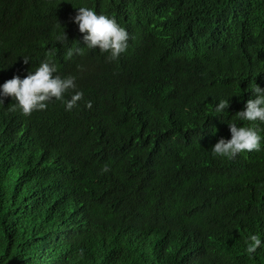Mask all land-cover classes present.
I'll return each mask as SVG.
<instances>
[{
	"label": "trees",
	"instance_id": "obj_1",
	"mask_svg": "<svg viewBox=\"0 0 264 264\" xmlns=\"http://www.w3.org/2000/svg\"><path fill=\"white\" fill-rule=\"evenodd\" d=\"M82 5L130 34L118 60L85 47ZM49 55L76 77L65 97L84 95L71 111L52 99L29 116L2 98L0 264H19L58 218L70 228L63 264H174L194 241L207 264H264V244L245 251L250 235L264 239V141L232 159L210 151L249 88H264V0H0V84ZM134 231L142 254L128 248Z\"/></svg>",
	"mask_w": 264,
	"mask_h": 264
},
{
	"label": "clouds",
	"instance_id": "obj_2",
	"mask_svg": "<svg viewBox=\"0 0 264 264\" xmlns=\"http://www.w3.org/2000/svg\"><path fill=\"white\" fill-rule=\"evenodd\" d=\"M75 8L77 12L73 17V22L78 25L79 32L84 34L85 47L87 49L98 47L100 53H108L110 60H118L120 55L125 53L129 47L130 34L126 28L121 26L115 17L97 13L92 7L82 5ZM58 27L62 28L61 40L68 41L64 28L59 23ZM85 47L77 46L74 49L69 47L66 58L71 59L74 55L83 54ZM23 58L26 64L31 60L30 57L23 56ZM3 68L4 66L0 67V70ZM57 73L58 64L49 55L34 70H29L24 78L15 75L0 84V105L3 104V97H12L16 101L11 104L12 110L18 109L23 115L29 116L34 111L46 110L48 102L56 99L63 102L66 111H71L83 99L84 94L81 91H73L70 98H66L65 93L77 88L76 77L71 75L61 77ZM249 89L252 96L246 101L244 110L236 112V119L228 122L230 138L221 137L211 147L210 151L213 156L232 159L241 152L260 151L262 149L264 127L261 125H264V88L254 83ZM229 98L220 100L214 106L216 117L227 113L225 110L229 106ZM85 106L91 108L92 102L86 101ZM109 170V167L105 165L101 171L107 173ZM69 214L70 212H64L62 216ZM58 219L48 226L42 240L22 257L19 264L66 263L59 259L57 248L62 241L68 240L70 228L66 227L59 230L57 228ZM127 240L131 241L128 248L133 254H142L146 251L147 245L143 243L138 231H134ZM245 244V251L251 256L264 244V239L258 233L252 234L245 241ZM89 264L105 263L98 255H95ZM174 264H207L204 260L203 244L200 241L188 244L179 252Z\"/></svg>",
	"mask_w": 264,
	"mask_h": 264
}]
</instances>
